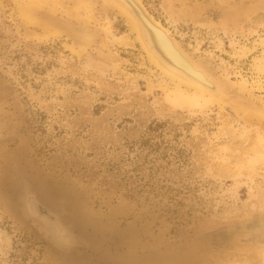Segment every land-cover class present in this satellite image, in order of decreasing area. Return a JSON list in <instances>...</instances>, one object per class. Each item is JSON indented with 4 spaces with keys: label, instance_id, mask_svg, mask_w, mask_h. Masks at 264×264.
Instances as JSON below:
<instances>
[{
    "label": "rangeland",
    "instance_id": "374dc122",
    "mask_svg": "<svg viewBox=\"0 0 264 264\" xmlns=\"http://www.w3.org/2000/svg\"><path fill=\"white\" fill-rule=\"evenodd\" d=\"M141 1L242 111L162 75L101 0H0V264H65L6 209L17 171L117 234L110 264H264L263 246L211 235L264 216V0Z\"/></svg>",
    "mask_w": 264,
    "mask_h": 264
},
{
    "label": "water",
    "instance_id": "95a60500",
    "mask_svg": "<svg viewBox=\"0 0 264 264\" xmlns=\"http://www.w3.org/2000/svg\"><path fill=\"white\" fill-rule=\"evenodd\" d=\"M111 9L119 13L120 17L129 21L134 28L135 41L146 60L162 75L171 81L180 83L190 89H198L203 95L211 97L213 101L223 107H228L237 112L235 102L240 104L238 93L233 96L219 97L212 88L213 83L218 79L209 70L198 66L186 53L187 50L180 41L170 33L160 28L155 17L148 11L140 0H106ZM41 22L57 30L65 31L76 39L86 43H99L101 36L94 35L91 40H87L85 30L96 32L95 29L82 24L63 19L54 15L42 18ZM141 23V24H140ZM147 27L158 28L165 34L161 38L168 37L174 50L172 56L164 57L148 37ZM148 30V29H147ZM150 30V29H149ZM97 33V32H96ZM158 34V32H157ZM150 41V43L148 42ZM176 58L178 65L172 61ZM188 60L189 65L184 62ZM201 67V68H200ZM199 71L205 81L195 77L192 70ZM217 79H216V78ZM230 92V91H229ZM228 92V94H229ZM230 92V93H231ZM231 93V94H232ZM18 173V183L10 185L3 191V201L6 209L17 217L24 225L32 229L39 239L45 241L49 248L58 253V258L65 264H110V254L115 247V241L120 237L115 235L105 236L100 231V227L95 221L85 220L87 207L78 201L77 196L71 191L58 190L55 186L44 187L39 181ZM222 232L223 235H230L239 240H243L258 246L264 247V216L256 217L249 224L235 222L230 225L220 227L211 235ZM122 243L117 244L121 246Z\"/></svg>",
    "mask_w": 264,
    "mask_h": 264
},
{
    "label": "bare ground",
    "instance_id": "6f19581e",
    "mask_svg": "<svg viewBox=\"0 0 264 264\" xmlns=\"http://www.w3.org/2000/svg\"><path fill=\"white\" fill-rule=\"evenodd\" d=\"M101 1H103L104 3H107V1L106 0H101ZM140 1V0H139ZM107 5H108V3H107ZM110 7V6H109ZM113 10V9H112ZM114 11V10H113ZM115 13H117V12H115ZM118 15H119V13H117ZM120 16V15H119ZM123 18V17H122ZM129 26H131V29H132V33H133V37H134V40L136 39L135 38V36H134V28H133V25L129 22V21H127V20H125V19H123ZM141 24V23H140ZM159 25V24H158ZM159 27L160 28H162V26L161 25H159ZM146 28L148 29H146V31L148 32V37H149V39H150V41L154 44V46L158 49V50H156V49H154V51L155 52H159L160 50V52L162 53V55L164 56V57H167V55L168 56H172V54H174L175 52H174V50L172 49V47L170 46V45H172L171 44V42H169L170 40H169V38L168 37H166L167 39L165 40L164 39V37L163 38H161V34H165L162 30H160V29H158V28H152V27H147V25H146ZM150 29V30H149ZM162 29H164V28H162ZM165 31H167L166 29H164ZM54 32H58L59 30H53ZM86 32L87 31H85L84 32V34H86ZM97 32V33H96ZM96 34L98 35V33H99V36H101V33L98 31V30H96ZM157 32H158V34H157ZM168 32V31H167ZM61 33V32H60ZM161 33V34H160ZM169 33V32H168ZM171 34V33H170ZM172 35V34H171ZM86 36V35H85ZM173 36V35H172ZM86 38H87V36H86ZM98 39V37L96 38V40ZM87 40H91V39H87ZM101 41H102V38L100 39ZM150 41H148L149 43H150ZM84 43H86V42H84ZM185 61L184 62H186L188 65H189V62H188V60H186V59H184ZM170 61H172L175 65H178V63H177V60H176V58H173L172 60H170ZM195 61V60H194ZM196 62V61H195ZM198 64V66H200V64L199 63H197ZM190 66V65H189ZM201 67H203V66H201ZM200 67V68H201ZM206 71H208L205 67H203ZM192 70V74L195 76V77H198V78H200L202 81H205V77L199 72V71H197V70H195V69H191ZM210 71V70H209ZM211 72V71H210ZM212 73V72H211ZM217 77V76H216ZM215 77V78H216ZM217 79V78H216ZM220 81L219 80V78L215 81L216 83H213V86H212V88L215 90L214 92L215 93H217V95H219V97L221 96V97H226V95L224 96L223 94H222V92L221 91H217V88H215V86H214V84H218V82ZM174 83H178V82H175V81H173ZM181 85V84H180ZM228 85V84H227ZM229 86V85H228ZM227 86H225V90H227V89H229L230 90V92L231 91H236L235 89H232V88H230V87H227ZM219 89H221V86L219 85V87H218V90ZM194 90H196L197 92H199L200 94H202L203 95V93H202V91H200V90H198V89H194ZM227 92V91H226ZM229 92V94L231 95V96H233V98L235 99V94L234 93H230ZM237 92L238 91H236L235 93L237 94ZM239 93V92H238ZM210 99H211V97H209ZM238 98V96H236V99ZM228 99H229V97H228ZM213 100V99H212ZM236 103V105H237V108H239L241 111H242V106H241V104H239L238 105V103L237 102H235ZM240 111V112H241Z\"/></svg>",
    "mask_w": 264,
    "mask_h": 264
}]
</instances>
